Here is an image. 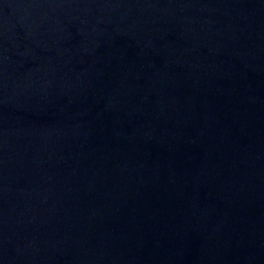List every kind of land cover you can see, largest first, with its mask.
Masks as SVG:
<instances>
[{"label": "water", "instance_id": "95a60500", "mask_svg": "<svg viewBox=\"0 0 264 264\" xmlns=\"http://www.w3.org/2000/svg\"><path fill=\"white\" fill-rule=\"evenodd\" d=\"M0 264H264V0H0Z\"/></svg>", "mask_w": 264, "mask_h": 264}]
</instances>
